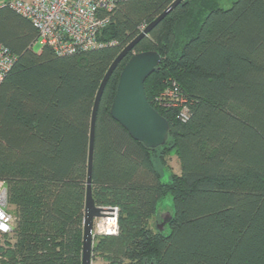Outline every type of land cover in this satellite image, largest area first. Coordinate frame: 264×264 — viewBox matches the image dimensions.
<instances>
[{"label": "trees", "instance_id": "obj_1", "mask_svg": "<svg viewBox=\"0 0 264 264\" xmlns=\"http://www.w3.org/2000/svg\"><path fill=\"white\" fill-rule=\"evenodd\" d=\"M182 0L117 64L97 109L91 191L117 208L115 235L93 237L106 264H264V0ZM172 0H121L99 48L57 55L32 45L26 18L0 7V43L16 61L0 81V180L16 226L3 264H80L93 102L120 51ZM143 28V29H144ZM161 61L144 82L169 123L164 145L130 137L109 113L132 54ZM171 82L189 116L157 97ZM173 152L180 172L167 175ZM165 168V167H164ZM164 171V170H163ZM162 172V171H161ZM169 194L166 232L150 226Z\"/></svg>", "mask_w": 264, "mask_h": 264}, {"label": "built area", "instance_id": "obj_2", "mask_svg": "<svg viewBox=\"0 0 264 264\" xmlns=\"http://www.w3.org/2000/svg\"><path fill=\"white\" fill-rule=\"evenodd\" d=\"M119 1L121 0H5L0 1V7L7 6L29 20L36 30V40L41 45L50 47L57 55H71L104 45L99 39L101 31L108 24L110 13ZM141 28L143 30L144 27ZM15 61V55L0 43V81ZM157 99L165 106L179 108L177 118L187 120L189 116L187 99L181 95L174 82H171ZM7 206L6 186L0 180V248L5 239L12 236L17 222ZM112 209L109 213L114 218L111 230L100 232L99 220L95 231L93 229V237L96 234L117 233V208ZM1 260L0 249V264H3Z\"/></svg>", "mask_w": 264, "mask_h": 264}, {"label": "water", "instance_id": "obj_3", "mask_svg": "<svg viewBox=\"0 0 264 264\" xmlns=\"http://www.w3.org/2000/svg\"><path fill=\"white\" fill-rule=\"evenodd\" d=\"M181 1H172L166 9L120 51L109 66L96 92L89 128L80 264H91L94 219L103 217L113 210L111 207L97 206L91 191L96 113L104 86L123 57ZM160 61V55L154 50L132 54L119 74L116 92L109 109L110 116L128 132L131 138L142 143L144 147L151 149L164 145L169 135L168 121L149 104L144 91L146 78L156 70ZM170 219L171 215L167 216L161 225L160 223L156 225L157 229L161 230L162 226L169 222Z\"/></svg>", "mask_w": 264, "mask_h": 264}, {"label": "rangeland", "instance_id": "obj_4", "mask_svg": "<svg viewBox=\"0 0 264 264\" xmlns=\"http://www.w3.org/2000/svg\"><path fill=\"white\" fill-rule=\"evenodd\" d=\"M0 1H5V0H0ZM230 3H231V1L222 0L221 7L227 8V7L230 6ZM32 48H33V50L38 51L41 48V44L36 40L33 43ZM156 165H157V168L160 170V173L161 174L164 173L163 174L164 175L163 176V180H167L166 179L167 178L166 177L167 175H170L172 173L178 174L180 172L179 160L177 159L176 155L173 152H171V154L166 157L165 166L160 165L158 162H156ZM7 207H8V209H13V206H7ZM172 213H173L172 198H171V196L169 194H167V195L163 196L158 201V203H157V209H156V216L150 220V222H149L150 223V226L151 227H154L155 224L158 225L159 223L161 225L162 221L167 216H170ZM99 220L101 221V219L96 218L93 221V229H94V231H95V226L99 222ZM117 230H118V225H117ZM162 231L163 232H166L167 231V228L165 227V225L162 226ZM98 235H101V234H96L95 236H98ZM8 240H10V239L7 238L3 242V245H4L5 248L9 246ZM10 241H12V239ZM91 264H106V262L103 259V257H101L99 255H94V256L92 255Z\"/></svg>", "mask_w": 264, "mask_h": 264}, {"label": "bare ground", "instance_id": "obj_5", "mask_svg": "<svg viewBox=\"0 0 264 264\" xmlns=\"http://www.w3.org/2000/svg\"><path fill=\"white\" fill-rule=\"evenodd\" d=\"M100 219H101V221L99 222L98 230L100 232H105V231L111 230L112 225L114 223L113 216H110L109 214H106V216H103Z\"/></svg>", "mask_w": 264, "mask_h": 264}]
</instances>
